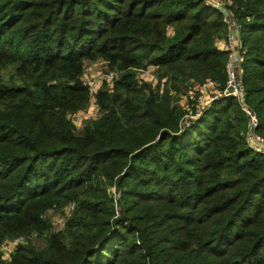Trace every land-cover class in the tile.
I'll return each mask as SVG.
<instances>
[{"label":"trees","instance_id":"1","mask_svg":"<svg viewBox=\"0 0 264 264\" xmlns=\"http://www.w3.org/2000/svg\"><path fill=\"white\" fill-rule=\"evenodd\" d=\"M232 1L264 138V0ZM227 33L207 0H0V247L26 239L0 264H264V155L242 136L249 118L219 99L182 130L171 94L225 87ZM97 61L118 80L76 135L69 116L89 106L82 76ZM148 65L164 92L138 82ZM72 203L53 232L47 214Z\"/></svg>","mask_w":264,"mask_h":264},{"label":"built area","instance_id":"2","mask_svg":"<svg viewBox=\"0 0 264 264\" xmlns=\"http://www.w3.org/2000/svg\"><path fill=\"white\" fill-rule=\"evenodd\" d=\"M207 2L209 5L223 14L224 21L228 25L227 37L216 42V45L220 50L228 53V60L226 64V85L223 89H220L216 82L213 80H207L203 83H194L191 87H189L190 89L187 91L185 90L183 94H177L176 92L171 91V94L175 97V105L186 111L181 121V129L184 130L193 127L204 116V114L210 110L215 101L225 98H235L238 100L243 111L249 118L248 129L245 133H242V136L245 138L252 151L257 154L264 155V138L256 132L258 127V118L256 113L247 104V89L243 83V62L246 51L243 50L241 25L239 24L238 20H236L229 8L233 5V1L207 0ZM173 34V31L170 30L169 35L173 36ZM102 62V64L105 65V69H108V64L104 61ZM88 64L89 62H87L85 65V72L82 76V81L89 88L92 97L90 102H94L93 110L98 113V105L96 104L95 96L102 89V84L100 80H86V69L88 68ZM93 64L97 65V62H93ZM136 71L138 72L137 80L140 84L146 83L151 85L154 89L158 88L161 93L164 92L167 84V78H159V68L157 66L148 65L146 68L138 69ZM117 80L118 74L112 71L111 73H106L103 76V82H106L108 88L110 89H113ZM189 99L195 100V103L190 105V103H187ZM86 110L74 113L69 116V119L74 126L73 132L76 135H80L82 133L84 129L82 123L85 121V119L90 118L92 109H89L88 111ZM109 193L113 197L117 214H119V201L121 199V192L118 190L117 186H113L109 189ZM69 206V211L66 213L63 211L65 222L71 216L70 211H74L76 208L74 203L70 204ZM63 226L65 225L63 224ZM35 236H37V234L32 235V237ZM25 242L26 239L23 237L4 242L5 244L3 243V245L0 247L1 258L6 262L10 261L18 247L21 244H25Z\"/></svg>","mask_w":264,"mask_h":264},{"label":"rangeland","instance_id":"3","mask_svg":"<svg viewBox=\"0 0 264 264\" xmlns=\"http://www.w3.org/2000/svg\"><path fill=\"white\" fill-rule=\"evenodd\" d=\"M102 63H103L102 61H97V65H94L93 62H89L88 68L86 69V73H87L86 74V80L87 81H92L93 79L100 80V82L102 84L101 88L103 89L105 87V88H107V89H109L111 91L112 89L108 88L107 83L103 82V76L106 73H111V70H109V68L105 69V65L102 64ZM135 72L138 73L137 71H135ZM158 76H159V72H158ZM159 78H160V76H159ZM189 89L190 88H188L187 90H189ZM184 91L185 90L181 91L180 94H183ZM94 93H96V92H94ZM181 96H183V95H181ZM187 103H190V105H193L195 103V100L189 99V101ZM86 109H85L86 111H88L89 109H92V113H90V118H92V119H90V118L89 119H85V121L82 123L83 126H85L86 123L89 122L90 120L96 119L98 117V113L93 110L94 109V102L93 101L89 103V106ZM68 206L66 208H64L61 212L50 211L47 214L48 218H50L54 222V230H53V232H57L58 230H63L65 228V226H63V224L65 225V219H64L63 211L65 213L67 211H69V207L70 206L69 207ZM75 206H76V204H75ZM72 213H73V211H70V215H72ZM46 236H48V235L35 236V237L31 238V241L36 246H39L40 248H42L45 245V237Z\"/></svg>","mask_w":264,"mask_h":264}]
</instances>
